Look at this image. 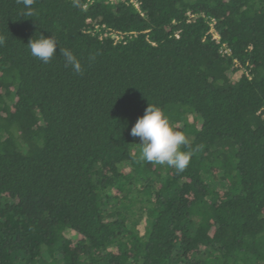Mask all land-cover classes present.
<instances>
[{
    "label": "trees",
    "instance_id": "1",
    "mask_svg": "<svg viewBox=\"0 0 264 264\" xmlns=\"http://www.w3.org/2000/svg\"><path fill=\"white\" fill-rule=\"evenodd\" d=\"M134 1L0 0V264H264V0ZM149 104L184 171L139 161Z\"/></svg>",
    "mask_w": 264,
    "mask_h": 264
},
{
    "label": "clouds",
    "instance_id": "2",
    "mask_svg": "<svg viewBox=\"0 0 264 264\" xmlns=\"http://www.w3.org/2000/svg\"><path fill=\"white\" fill-rule=\"evenodd\" d=\"M18 2L28 9L26 15H33L31 5L34 0H18ZM2 42L0 40V43ZM58 46V41L54 35L46 38L40 34L39 38L30 39L26 48L31 56L44 64H48L56 56ZM59 51L65 66L70 67L78 75L82 74L80 60L73 51L60 46ZM130 135L134 138L138 137L140 140L139 161L167 165L180 172L189 165L191 153L180 150L182 145H187L185 135L169 125L158 107L149 104L145 114L138 118L131 128Z\"/></svg>",
    "mask_w": 264,
    "mask_h": 264
},
{
    "label": "built area",
    "instance_id": "3",
    "mask_svg": "<svg viewBox=\"0 0 264 264\" xmlns=\"http://www.w3.org/2000/svg\"><path fill=\"white\" fill-rule=\"evenodd\" d=\"M93 0H88V2H92ZM109 1H115V0H109ZM129 1L131 4H133V6L138 10L140 11V8H139V3H137L136 1L134 0H127ZM103 28V27H101ZM208 34L211 36L212 40L217 44L219 45L220 47V53L223 55V56H230L231 55V50L230 48L225 44V43H221L220 42V36L218 35V33L215 31V22L213 20H211L209 22V31H208ZM125 35L128 37V38H131V36H136V32H129V33H122V32H118V31H113V30H110L108 29V31L104 34V36H109L113 41L114 43H119V42H122L124 41V37ZM125 42V41H124Z\"/></svg>",
    "mask_w": 264,
    "mask_h": 264
},
{
    "label": "rangeland",
    "instance_id": "4",
    "mask_svg": "<svg viewBox=\"0 0 264 264\" xmlns=\"http://www.w3.org/2000/svg\"><path fill=\"white\" fill-rule=\"evenodd\" d=\"M234 78L237 79V78H238V74H236V75L234 76Z\"/></svg>",
    "mask_w": 264,
    "mask_h": 264
}]
</instances>
